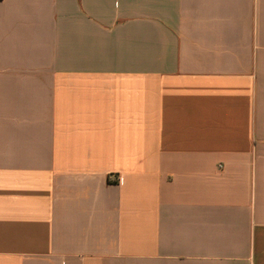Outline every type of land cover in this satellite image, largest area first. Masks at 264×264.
Segmentation results:
<instances>
[{
    "label": "crops",
    "instance_id": "crops-1",
    "mask_svg": "<svg viewBox=\"0 0 264 264\" xmlns=\"http://www.w3.org/2000/svg\"><path fill=\"white\" fill-rule=\"evenodd\" d=\"M0 264H264V0H0Z\"/></svg>",
    "mask_w": 264,
    "mask_h": 264
}]
</instances>
